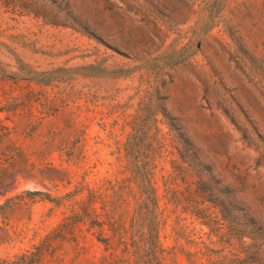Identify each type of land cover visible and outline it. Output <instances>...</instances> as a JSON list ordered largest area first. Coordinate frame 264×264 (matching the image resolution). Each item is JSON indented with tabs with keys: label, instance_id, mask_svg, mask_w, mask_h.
Masks as SVG:
<instances>
[{
	"label": "rangeland",
	"instance_id": "1",
	"mask_svg": "<svg viewBox=\"0 0 264 264\" xmlns=\"http://www.w3.org/2000/svg\"><path fill=\"white\" fill-rule=\"evenodd\" d=\"M0 42V148L21 153L0 264L105 253L73 216L130 176L125 143L152 149L164 264H264V0H0ZM185 137L228 185L213 202Z\"/></svg>",
	"mask_w": 264,
	"mask_h": 264
},
{
	"label": "trees",
	"instance_id": "2",
	"mask_svg": "<svg viewBox=\"0 0 264 264\" xmlns=\"http://www.w3.org/2000/svg\"><path fill=\"white\" fill-rule=\"evenodd\" d=\"M0 45L4 44L0 42ZM0 71L4 77L16 74H5L3 70ZM32 79L38 81L41 78ZM0 136L4 137L3 134ZM8 143L4 148H0V198L16 188L18 177L21 175V170H15L12 163L16 157L20 158L21 153L14 142ZM177 144L175 149L182 158L188 159L187 162L190 165L192 163V166L201 167V170H196V185L206 200L213 202L218 193L229 191L228 185L222 186L206 164L200 160L197 164L194 163L198 161V157L195 150L188 147L190 143L186 137ZM151 151L152 149L148 148L134 149V145L128 143L123 147H117L123 171H128L130 176L126 180L108 181L109 192L104 196L91 191L87 201L80 206V212L73 216L75 220H89L88 230L92 231L96 240L103 245L105 253L95 260L90 259L91 264H164L160 230L165 222L162 219L163 211L160 209V199L153 181L154 164L149 154ZM131 184L133 188L135 185L136 191L131 188ZM97 199L101 202L100 212L91 206ZM129 211L132 212V221L127 226L125 217ZM41 249L42 247L38 250V255H31L29 259L26 255H21L17 264H34L41 261ZM85 252L83 246L77 247L78 254ZM208 262L212 264L210 260Z\"/></svg>",
	"mask_w": 264,
	"mask_h": 264
}]
</instances>
